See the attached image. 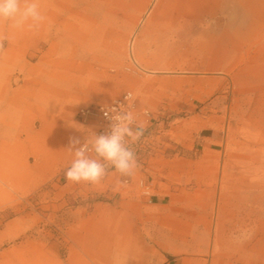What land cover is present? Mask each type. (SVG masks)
<instances>
[{
    "label": "rangeland",
    "instance_id": "1",
    "mask_svg": "<svg viewBox=\"0 0 264 264\" xmlns=\"http://www.w3.org/2000/svg\"><path fill=\"white\" fill-rule=\"evenodd\" d=\"M39 5V28L0 23V264H126L96 248L77 254L73 211L83 217L107 198L102 181L73 192L65 171L70 137L93 138L96 121L80 117L82 107L128 91L138 120L142 65L168 92L158 97L167 105L161 121L217 124L228 141L225 170L264 171V0H55L51 21ZM182 14L188 27L169 28ZM120 79L127 87L113 96L90 94Z\"/></svg>",
    "mask_w": 264,
    "mask_h": 264
},
{
    "label": "crops",
    "instance_id": "2",
    "mask_svg": "<svg viewBox=\"0 0 264 264\" xmlns=\"http://www.w3.org/2000/svg\"><path fill=\"white\" fill-rule=\"evenodd\" d=\"M142 67L147 76L134 87L144 133L133 145L139 167L132 177L108 171L103 204L83 217L73 211V238L82 245L77 254L96 253L90 250L102 234L103 254H119L126 264H264V171H226L228 141L217 124L209 126L200 116L161 121L167 105L158 97L168 92L156 87L157 70ZM117 83H99L90 94L97 100L127 87L126 79ZM209 127L211 136L205 134ZM72 184L78 193L99 188Z\"/></svg>",
    "mask_w": 264,
    "mask_h": 264
},
{
    "label": "clouds",
    "instance_id": "3",
    "mask_svg": "<svg viewBox=\"0 0 264 264\" xmlns=\"http://www.w3.org/2000/svg\"><path fill=\"white\" fill-rule=\"evenodd\" d=\"M39 0H0V23L9 22L11 28L20 29L25 25L39 28L44 22ZM129 108L134 100L133 93L125 96ZM104 116L111 122L109 131L86 139L83 143L77 137H70L67 148L73 155L65 171V179L80 184H99L112 168L124 177H132L139 167L138 158L132 145L143 136L142 125L125 104L105 105Z\"/></svg>",
    "mask_w": 264,
    "mask_h": 264
},
{
    "label": "built area",
    "instance_id": "4",
    "mask_svg": "<svg viewBox=\"0 0 264 264\" xmlns=\"http://www.w3.org/2000/svg\"><path fill=\"white\" fill-rule=\"evenodd\" d=\"M127 93L128 92H126L120 98L115 99L113 101L104 102V103L102 102V103L90 105L87 107H82L79 110L80 117H82L84 119L91 118V119H94L96 121L95 122V129L93 131V137H94V134L100 135V134H104V133L109 131V125L111 122L104 116V113L102 111V109L105 105H113L114 101L116 102L117 105L120 103H123V104H125V110H131L135 113V99L133 100L132 105L129 108V106L126 104L127 102L125 100V96L127 95ZM137 122H138V120H137Z\"/></svg>",
    "mask_w": 264,
    "mask_h": 264
},
{
    "label": "bare ground",
    "instance_id": "5",
    "mask_svg": "<svg viewBox=\"0 0 264 264\" xmlns=\"http://www.w3.org/2000/svg\"><path fill=\"white\" fill-rule=\"evenodd\" d=\"M54 1L55 0H45V14L47 15V21H51V12H52V9H53V5H54ZM184 14V13H183ZM182 14V16H181V18L180 19H178V25H180V26H187V23H183L184 22V20H185V18H184V16L185 15H183ZM53 15V14H52ZM59 26H57V28H58ZM59 29L60 28H58L57 29V31H59ZM134 45H135V42L134 41H132L131 42V44H130V46H131V48H132V50L134 49ZM90 46V45H89ZM88 46V47H89ZM75 54V53H74ZM58 62V61H57ZM58 64V63H57ZM59 66H60V64H58ZM58 67V66H57ZM64 68V67H63ZM67 68V67H66ZM73 70H75V67H74V69ZM80 69H76V71L78 72ZM58 74V72H55V76H56V78H58L59 79V75H57ZM73 76H74V73L72 74ZM28 107H29V105H27ZM33 109H35V110H37V111H39V112H41L42 111V109L41 108H37V107H35V108H33ZM2 117L4 118V116H1L0 115V122H1V119H2ZM101 237H102V234H100V236H98L97 238H96V240H95V242H94V248H96L98 251H102V250H104V249H106L107 248V246L105 245V244H99V240H101ZM103 241H105V240H103ZM109 247V246H108ZM99 254H102L101 252H98ZM97 253V254H98ZM98 254V256L97 257H100V255Z\"/></svg>",
    "mask_w": 264,
    "mask_h": 264
}]
</instances>
